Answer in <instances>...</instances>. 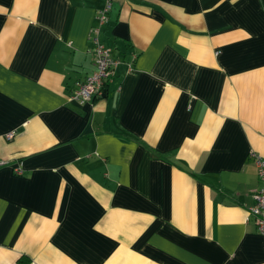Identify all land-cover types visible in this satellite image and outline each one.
Segmentation results:
<instances>
[{
  "label": "crops",
  "instance_id": "crops-1",
  "mask_svg": "<svg viewBox=\"0 0 264 264\" xmlns=\"http://www.w3.org/2000/svg\"><path fill=\"white\" fill-rule=\"evenodd\" d=\"M105 2L0 0V264H264V0Z\"/></svg>",
  "mask_w": 264,
  "mask_h": 264
},
{
  "label": "built area",
  "instance_id": "built-area-1",
  "mask_svg": "<svg viewBox=\"0 0 264 264\" xmlns=\"http://www.w3.org/2000/svg\"><path fill=\"white\" fill-rule=\"evenodd\" d=\"M111 0H106L104 6L96 12V26L94 31L96 34L100 32L102 26L108 21V12L110 10ZM94 70L86 74L84 78L77 80L73 91L69 98L79 102H85L102 93L103 87L111 80L114 66L118 60L110 54L109 48L104 46L98 39L95 38V46L92 49ZM13 135V131L5 136L9 139ZM255 165L257 167V175L262 182L261 186L255 189L253 195L254 202L249 207V213L253 216V222L257 231L264 235V158H261L255 153ZM21 162L14 167L16 173L21 172Z\"/></svg>",
  "mask_w": 264,
  "mask_h": 264
},
{
  "label": "rangeland",
  "instance_id": "rangeland-1",
  "mask_svg": "<svg viewBox=\"0 0 264 264\" xmlns=\"http://www.w3.org/2000/svg\"><path fill=\"white\" fill-rule=\"evenodd\" d=\"M73 89H74V88H73ZM72 91H73V90H72ZM72 91H71V92H72Z\"/></svg>",
  "mask_w": 264,
  "mask_h": 264
}]
</instances>
